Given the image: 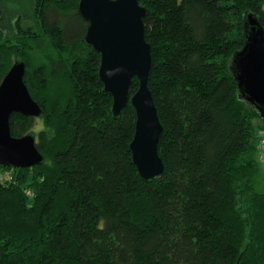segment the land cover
Listing matches in <instances>:
<instances>
[{
    "label": "trees",
    "instance_id": "trees-1",
    "mask_svg": "<svg viewBox=\"0 0 264 264\" xmlns=\"http://www.w3.org/2000/svg\"><path fill=\"white\" fill-rule=\"evenodd\" d=\"M78 1L0 0V84L24 62L42 109L13 114L11 133L34 134L44 158L0 166V264H264V119L231 69L247 17L264 29V0H138L164 129L150 182L130 150L135 111L113 118Z\"/></svg>",
    "mask_w": 264,
    "mask_h": 264
},
{
    "label": "water",
    "instance_id": "water-1",
    "mask_svg": "<svg viewBox=\"0 0 264 264\" xmlns=\"http://www.w3.org/2000/svg\"><path fill=\"white\" fill-rule=\"evenodd\" d=\"M77 11L88 25L84 43L100 57L98 76L104 92L112 98L113 118L119 119L128 105L135 111L130 150L140 178L150 182L164 172L158 153L164 129L148 86L152 55L145 39L147 11L138 0H79ZM247 20L246 44L234 55L231 69L240 97L264 119V29L253 16ZM25 72V63L17 62L0 84L1 167L30 169L44 161L34 134L14 137L11 133L13 114L42 116L24 83ZM134 79L139 86L131 95Z\"/></svg>",
    "mask_w": 264,
    "mask_h": 264
},
{
    "label": "rangeland",
    "instance_id": "rangeland-1",
    "mask_svg": "<svg viewBox=\"0 0 264 264\" xmlns=\"http://www.w3.org/2000/svg\"><path fill=\"white\" fill-rule=\"evenodd\" d=\"M255 125H258V121H254ZM43 126L41 122L37 121L35 127L33 128L34 132L39 133L42 130ZM257 162L259 166V174L257 182L255 184V192L258 194H264V162L257 157Z\"/></svg>",
    "mask_w": 264,
    "mask_h": 264
},
{
    "label": "built area",
    "instance_id": "built-area-1",
    "mask_svg": "<svg viewBox=\"0 0 264 264\" xmlns=\"http://www.w3.org/2000/svg\"><path fill=\"white\" fill-rule=\"evenodd\" d=\"M260 159L263 161L264 160V133L261 135V141H260Z\"/></svg>",
    "mask_w": 264,
    "mask_h": 264
}]
</instances>
